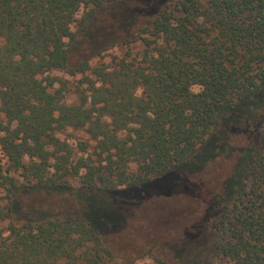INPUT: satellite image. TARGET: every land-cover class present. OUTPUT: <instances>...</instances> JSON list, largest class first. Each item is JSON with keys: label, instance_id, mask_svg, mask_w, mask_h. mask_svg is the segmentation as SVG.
I'll use <instances>...</instances> for the list:
<instances>
[{"label": "trees", "instance_id": "obj_1", "mask_svg": "<svg viewBox=\"0 0 264 264\" xmlns=\"http://www.w3.org/2000/svg\"><path fill=\"white\" fill-rule=\"evenodd\" d=\"M126 1L0 0V264H139L108 242L122 216L105 195L197 170L236 134L207 264H264V0H146L121 57L71 64L72 25L105 20L123 35ZM67 128L89 140L73 148ZM33 185L91 195L82 213L14 222ZM168 249L153 264H184Z\"/></svg>", "mask_w": 264, "mask_h": 264}, {"label": "rangeland", "instance_id": "obj_2", "mask_svg": "<svg viewBox=\"0 0 264 264\" xmlns=\"http://www.w3.org/2000/svg\"><path fill=\"white\" fill-rule=\"evenodd\" d=\"M145 1L125 2L124 5L132 7L135 12V20L123 35L119 25L112 26L105 20L94 22L92 28L82 32L76 23L73 24L72 30L77 35L70 42V63L75 64L82 59H89L92 63H109L113 55L121 57L126 51V46L121 44L122 38H127V33L145 20L146 15L139 11L144 9ZM84 12L85 9L81 8L76 19L79 20ZM198 89L193 87L194 91ZM140 92L139 89L137 93ZM74 97L72 92H68L66 103H71ZM59 136L75 149L80 141L89 140L81 129L67 128ZM241 139L237 134L229 135L227 148L223 146L217 153L210 151L209 155L215 156L211 161H203V165L198 163L197 170L192 168L191 172H185L176 169L149 186L121 187L105 195L107 204L122 216L119 226L113 228L107 237L112 247L123 256L136 257L134 259L139 264H153V257L164 256L169 252L168 248L174 251L177 248V256L184 264H207L213 236L212 221L217 212L214 202L218 199L215 200V197L235 170L239 148L244 147ZM77 155L80 154L77 152L75 157ZM0 160L1 163L5 161L2 152ZM72 183L77 186L78 180L75 178ZM85 195L91 193L75 188L25 187L13 200V221L40 220L63 210L82 213Z\"/></svg>", "mask_w": 264, "mask_h": 264}]
</instances>
